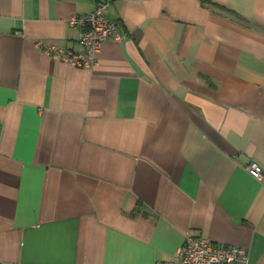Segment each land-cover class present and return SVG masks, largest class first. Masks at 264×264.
<instances>
[{
	"label": "crops",
	"instance_id": "obj_1",
	"mask_svg": "<svg viewBox=\"0 0 264 264\" xmlns=\"http://www.w3.org/2000/svg\"><path fill=\"white\" fill-rule=\"evenodd\" d=\"M0 0V264L173 262L186 233L264 264V0Z\"/></svg>",
	"mask_w": 264,
	"mask_h": 264
},
{
	"label": "built area",
	"instance_id": "obj_2",
	"mask_svg": "<svg viewBox=\"0 0 264 264\" xmlns=\"http://www.w3.org/2000/svg\"><path fill=\"white\" fill-rule=\"evenodd\" d=\"M109 6L110 0H103L91 13L73 16L67 21L68 26L80 31L79 44L84 48V52L76 53L70 49L46 46L41 42L36 43V46L50 58L66 65L79 69H93L97 64L96 56L104 42L124 39L119 32L118 23L107 16ZM246 171L254 180L264 184V170L256 164H249ZM175 259L176 264H247L248 253L243 248L220 246L188 232L175 254Z\"/></svg>",
	"mask_w": 264,
	"mask_h": 264
}]
</instances>
